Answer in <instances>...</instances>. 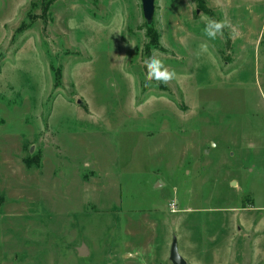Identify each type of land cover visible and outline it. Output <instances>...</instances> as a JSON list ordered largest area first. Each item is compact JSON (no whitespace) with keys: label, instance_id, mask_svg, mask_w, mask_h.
Masks as SVG:
<instances>
[{"label":"rangeland","instance_id":"obj_1","mask_svg":"<svg viewBox=\"0 0 264 264\" xmlns=\"http://www.w3.org/2000/svg\"><path fill=\"white\" fill-rule=\"evenodd\" d=\"M205 2L0 0V264H264V0Z\"/></svg>","mask_w":264,"mask_h":264},{"label":"clouds","instance_id":"obj_2","mask_svg":"<svg viewBox=\"0 0 264 264\" xmlns=\"http://www.w3.org/2000/svg\"><path fill=\"white\" fill-rule=\"evenodd\" d=\"M227 26L226 21H217L215 19H209L207 21L206 27L204 29L205 35L208 39L214 40L218 35L222 34V30ZM209 50V45L207 41L200 44L198 55L202 53H207ZM146 67L148 70V76L156 81H162L167 83L173 78V73H171L168 68L163 64L162 59L153 53L152 56L146 61Z\"/></svg>","mask_w":264,"mask_h":264},{"label":"water","instance_id":"obj_3","mask_svg":"<svg viewBox=\"0 0 264 264\" xmlns=\"http://www.w3.org/2000/svg\"><path fill=\"white\" fill-rule=\"evenodd\" d=\"M141 3L143 6L144 19L148 22V24L151 25L154 23L153 19L156 10L155 0H141ZM233 185H235V182H233ZM78 251L81 256L88 255V249L86 245H83L78 249ZM169 258L173 264H187V259L182 257L179 252V242L176 236H174L172 239Z\"/></svg>","mask_w":264,"mask_h":264},{"label":"trees","instance_id":"obj_4","mask_svg":"<svg viewBox=\"0 0 264 264\" xmlns=\"http://www.w3.org/2000/svg\"><path fill=\"white\" fill-rule=\"evenodd\" d=\"M196 4H198V7L204 11L207 15H209L210 19H214V15H213V12L212 10L207 7V4L205 2V0H193ZM149 25V28L152 27V24H148ZM224 31V29L222 30V32Z\"/></svg>","mask_w":264,"mask_h":264},{"label":"crops","instance_id":"obj_5","mask_svg":"<svg viewBox=\"0 0 264 264\" xmlns=\"http://www.w3.org/2000/svg\"><path fill=\"white\" fill-rule=\"evenodd\" d=\"M216 212H222V210L221 209H214ZM223 211H225V210H223ZM228 211V210H227ZM223 215H224V213H222ZM237 218H239V217H237ZM178 240V239H177Z\"/></svg>","mask_w":264,"mask_h":264},{"label":"built area","instance_id":"obj_6","mask_svg":"<svg viewBox=\"0 0 264 264\" xmlns=\"http://www.w3.org/2000/svg\"><path fill=\"white\" fill-rule=\"evenodd\" d=\"M175 206H176V205H174V204H173V205H172V208L174 209V208H175Z\"/></svg>","mask_w":264,"mask_h":264}]
</instances>
